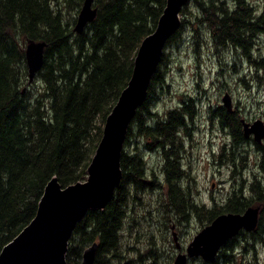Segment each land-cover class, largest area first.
I'll return each mask as SVG.
<instances>
[{
	"label": "trees",
	"instance_id": "1",
	"mask_svg": "<svg viewBox=\"0 0 264 264\" xmlns=\"http://www.w3.org/2000/svg\"><path fill=\"white\" fill-rule=\"evenodd\" d=\"M167 1L95 0L96 19L77 34L76 23L64 20L60 0H0V254L35 219L52 179L57 178L64 188L86 181L106 119L127 87L138 50L156 30ZM233 1L230 6L224 0H192L198 11L184 7L183 14L189 20L182 18L181 28L167 46L182 42L186 24L198 25L193 38L199 44L200 37L204 39V26L217 46L240 48L248 58L255 59L252 65L262 74L257 80L264 85V54L257 58L252 50L256 38L259 42L262 39L264 46V11L259 13L251 0ZM63 2L81 10L84 1ZM25 40L46 43L44 64L32 85L27 84ZM169 61L164 54L128 135L138 129L150 150H162L165 184L170 187V206L177 221L188 222L195 213L203 217V224H210L219 215L261 206L257 229L250 235L241 233L256 251L257 243L264 246L263 178L255 176L250 184L241 180L224 204L217 203L210 209L195 203L190 191L180 185L186 178L181 158L194 110L183 101L178 109L163 116L153 113L152 97L157 86L166 85ZM31 86H38L37 91ZM217 113L221 126L229 131L231 142L223 152H228V165L235 174L237 159L244 160L241 170L246 167L247 155L239 150L248 141L243 119L224 107ZM153 119L157 121L150 123ZM255 143L264 171V145ZM121 168L123 178L106 208L88 211L77 224L66 264H82L85 249L94 243L99 245L95 264H134L119 252V234L136 195L130 188L144 192L162 188V183L153 173L150 177L146 161L137 150L135 154L123 151ZM238 241L236 237L227 243L215 262L202 264H240L233 259Z\"/></svg>",
	"mask_w": 264,
	"mask_h": 264
},
{
	"label": "rangeland",
	"instance_id": "2",
	"mask_svg": "<svg viewBox=\"0 0 264 264\" xmlns=\"http://www.w3.org/2000/svg\"><path fill=\"white\" fill-rule=\"evenodd\" d=\"M224 1L230 6L234 5L233 0ZM251 2L259 13L264 11V0ZM60 3L64 20L76 23L80 9L73 3L68 5L63 0ZM53 7L55 10L60 8L56 5ZM188 8L194 13L198 11L192 0ZM183 11L184 8L180 13L181 20H189ZM186 25L182 42L166 47L164 54H168L170 58L166 85L155 88L152 97L153 113L163 116L170 110L178 109L183 101H187L193 108L194 119L193 122L190 121L188 129L190 136H186L181 158L186 178H183L180 185L190 191L195 203L210 209L217 203L224 204L241 180L250 184L255 176L264 179L262 156L253 136L251 141L246 139L248 141L239 148L247 155L246 167L241 170L244 160L237 159L238 169L235 174L232 173L234 169L228 165V152H223L224 146L228 151L231 138L227 128L221 126L217 113L219 108L224 107V96L229 94L233 104L232 112L240 120L251 124L256 120L264 121V85L257 80V75L262 74L256 73L252 65L255 59L248 58L242 49L217 46L204 26L201 28L204 39L200 37L202 42L196 44L193 29L198 25ZM262 42V39L259 42L256 38V44H252L254 56L257 58L264 54ZM36 87L38 88H30L37 91ZM155 121L157 120L153 119L150 123ZM124 150L129 154H135L137 150L146 161L150 177L153 173L157 181L162 183V188H148L150 190L144 192H137L135 187L130 188L136 195L119 234V252L127 261H134V264H175L179 253H187V247L194 237L208 224H203V217H196L195 213L188 222L174 218L175 210L170 206V187L165 184V156L160 149L150 150L147 139L140 137L138 129H134L130 136L127 135ZM174 233L181 246L180 250L176 246ZM238 240L233 254L234 260L240 264L264 262L263 245L257 243L254 251L246 237L240 234ZM202 262H205L202 258L188 260V264Z\"/></svg>",
	"mask_w": 264,
	"mask_h": 264
},
{
	"label": "water",
	"instance_id": "3",
	"mask_svg": "<svg viewBox=\"0 0 264 264\" xmlns=\"http://www.w3.org/2000/svg\"><path fill=\"white\" fill-rule=\"evenodd\" d=\"M188 0H168L156 30L147 36L135 59L132 77L119 100L106 119L103 136L87 170L86 181L62 187L57 178L47 185L35 219L0 254V264H66L70 240L77 224L90 210H103L113 199L123 178L121 158L129 128L137 111L149 95V87L156 74L168 41L182 26L180 13ZM94 0H84L74 31L82 34L97 17ZM46 43L28 41L26 61L29 83L32 84L44 64ZM223 106L232 111L229 94ZM247 139L254 135L257 143L264 140V121L253 124L242 120ZM260 206L248 208L243 213L219 215L203 228L187 247L179 253L175 264H188L192 258L205 262L216 261L221 249L242 232H254L260 221ZM177 248L181 246L176 233ZM98 243L86 248L82 264H95Z\"/></svg>",
	"mask_w": 264,
	"mask_h": 264
},
{
	"label": "bare ground",
	"instance_id": "4",
	"mask_svg": "<svg viewBox=\"0 0 264 264\" xmlns=\"http://www.w3.org/2000/svg\"><path fill=\"white\" fill-rule=\"evenodd\" d=\"M189 2H190V0H188V2H187V4L186 5H188L189 4ZM254 66V65H253ZM255 68V67H254ZM256 70V69H255ZM259 75V74H258ZM29 81V80H28ZM28 84V83H27ZM164 84H165V82H164ZM31 85V84H30ZM153 106V105H152ZM217 118V117H216ZM134 126V125H133ZM28 226V225H27ZM26 228V227H25ZM122 231V230H121Z\"/></svg>",
	"mask_w": 264,
	"mask_h": 264
},
{
	"label": "flooded vegetation",
	"instance_id": "5",
	"mask_svg": "<svg viewBox=\"0 0 264 264\" xmlns=\"http://www.w3.org/2000/svg\"><path fill=\"white\" fill-rule=\"evenodd\" d=\"M249 140H250V141L252 140L251 137L249 138Z\"/></svg>",
	"mask_w": 264,
	"mask_h": 264
}]
</instances>
